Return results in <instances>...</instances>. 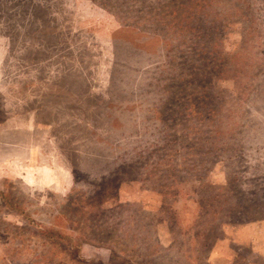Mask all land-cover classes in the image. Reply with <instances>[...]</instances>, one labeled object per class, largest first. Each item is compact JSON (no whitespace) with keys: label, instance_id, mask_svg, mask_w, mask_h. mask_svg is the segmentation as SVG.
<instances>
[{"label":"rangeland","instance_id":"obj_1","mask_svg":"<svg viewBox=\"0 0 264 264\" xmlns=\"http://www.w3.org/2000/svg\"><path fill=\"white\" fill-rule=\"evenodd\" d=\"M107 252L264 264V0H0V264Z\"/></svg>","mask_w":264,"mask_h":264},{"label":"trees","instance_id":"obj_2","mask_svg":"<svg viewBox=\"0 0 264 264\" xmlns=\"http://www.w3.org/2000/svg\"><path fill=\"white\" fill-rule=\"evenodd\" d=\"M92 257V256H91ZM116 257H114L111 252H107L104 253L101 258L100 261L102 264H130L128 261H126L125 259L121 258H116L117 262H115ZM88 262H92V259L88 258L87 260Z\"/></svg>","mask_w":264,"mask_h":264},{"label":"crops","instance_id":"obj_3","mask_svg":"<svg viewBox=\"0 0 264 264\" xmlns=\"http://www.w3.org/2000/svg\"><path fill=\"white\" fill-rule=\"evenodd\" d=\"M13 139H14V137H13ZM13 139H9L7 136H6V144H7V146L9 147H11V150L13 151H11V150H8L7 149V152H5L6 153V155H8V154H11V156H13L12 154H15V145H14V140ZM10 140V141H9ZM25 147V146H24Z\"/></svg>","mask_w":264,"mask_h":264}]
</instances>
